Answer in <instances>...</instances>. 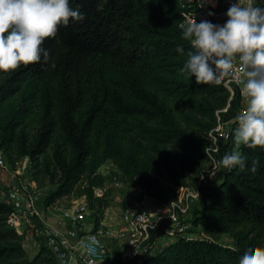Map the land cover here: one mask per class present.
I'll return each instance as SVG.
<instances>
[{"label": "trees", "instance_id": "trees-1", "mask_svg": "<svg viewBox=\"0 0 264 264\" xmlns=\"http://www.w3.org/2000/svg\"><path fill=\"white\" fill-rule=\"evenodd\" d=\"M180 1L69 0L85 19L60 25L44 41L47 63L0 71V150L10 166L26 158L31 179L55 186L45 204L76 192L97 226L109 201L93 190L104 187L99 169L107 161L164 204L175 200V187L196 181L215 112L228 104L221 118L235 117L240 95L234 88L229 98L223 83L198 85L180 74L190 50ZM254 3L264 8V0ZM235 151L246 167L202 186L188 219L195 235L176 236L142 264H239L246 250L264 246V147ZM231 152L223 146L220 157ZM11 211L0 202V264H55L44 245L26 259L22 237L7 223ZM224 233L233 245L218 242Z\"/></svg>", "mask_w": 264, "mask_h": 264}, {"label": "built area", "instance_id": "built-area-1", "mask_svg": "<svg viewBox=\"0 0 264 264\" xmlns=\"http://www.w3.org/2000/svg\"><path fill=\"white\" fill-rule=\"evenodd\" d=\"M231 2L234 0H181L179 24L186 17L196 18L197 22L207 19L214 24H223ZM223 85L230 91L229 98L234 88L240 95L241 85L230 79H226ZM245 105L246 100L240 95L238 112ZM227 107L228 104L215 112V125L208 131L206 164L199 170L194 183L175 187L176 198L170 204L145 195L141 189L154 202L134 204L115 211H109L107 206L96 226L84 196L68 206H58L54 202L45 204L39 197L36 182L30 177H19L21 173L16 170L10 177L11 183L7 184L2 201L12 208L7 218L8 225L22 240L28 231H36L40 240L35 245H44L55 264H142L143 258L155 253L163 242L172 241L178 235L193 237L195 234L189 229V221H182V216L188 213L194 201L200 202L202 186L219 180L226 170L215 167V162L223 157H220L223 146L227 145L233 151L237 148L233 138L237 125L235 117L224 120L220 115L226 112ZM0 168L10 169L1 150ZM102 189L94 188V195L103 196ZM92 237L99 243L92 244Z\"/></svg>", "mask_w": 264, "mask_h": 264}, {"label": "clouds", "instance_id": "clouds-1", "mask_svg": "<svg viewBox=\"0 0 264 264\" xmlns=\"http://www.w3.org/2000/svg\"><path fill=\"white\" fill-rule=\"evenodd\" d=\"M226 16L223 24L188 17L179 24L182 39L190 45L180 74L195 77L198 85H221L226 79L241 85L246 105L235 116L234 142L251 149L264 147V8L255 6L254 0H234ZM84 19L69 0H0V71H14L42 59L47 63L44 41L54 37L60 25ZM176 51L185 55L183 47ZM258 163L253 160L250 171L255 173ZM237 166L246 167V157L239 151L225 153L215 162L216 168ZM239 264H264V246L246 250Z\"/></svg>", "mask_w": 264, "mask_h": 264}, {"label": "rangeland", "instance_id": "rangeland-1", "mask_svg": "<svg viewBox=\"0 0 264 264\" xmlns=\"http://www.w3.org/2000/svg\"><path fill=\"white\" fill-rule=\"evenodd\" d=\"M25 160V159H24ZM24 160L20 161L16 164V167L10 166V169H3L0 168V183L1 187L0 190L6 191L7 185L6 182L10 180V177L12 178V174L19 170L21 174H18L19 177H30V173H28L27 168V159L24 162ZM100 172L106 176V181L104 184V187L102 189L103 194L107 195V199L109 201V205L107 208H110L109 211H115L118 208H125L134 204H141L144 205L148 202H154L149 197H146L139 186L134 185L131 181H126L119 173L116 166L111 162L107 161L100 167ZM218 175V174H217ZM37 184L39 197L41 200L44 201L47 194L55 188L54 185L44 181L40 184ZM191 184V183H190ZM81 197L76 195V192H73L67 196H64L60 199H57L54 204H57L58 206H68L71 203L79 200ZM198 202V201H197ZM193 202L192 206L190 207L187 214L182 216V221L186 220L188 221L191 213V209L199 206L200 203ZM40 236L38 233L34 230L28 231L26 233V237L22 240V245L26 250V259L28 261L33 259V256L39 251L41 246H36L35 243L39 242ZM166 241V240H165ZM218 242L226 245L231 246L233 245V239L228 234H221L218 237ZM167 242H163L165 244ZM40 245V244H39ZM15 264H30L24 262L23 259H19L15 262ZM36 264H53V262H39Z\"/></svg>", "mask_w": 264, "mask_h": 264}, {"label": "crops", "instance_id": "crops-1", "mask_svg": "<svg viewBox=\"0 0 264 264\" xmlns=\"http://www.w3.org/2000/svg\"><path fill=\"white\" fill-rule=\"evenodd\" d=\"M9 183H11V179L8 180V182H6V185L9 184ZM1 186H2V185H1V183H0V187H1ZM3 195H4V191L0 190V202L3 201Z\"/></svg>", "mask_w": 264, "mask_h": 264}]
</instances>
